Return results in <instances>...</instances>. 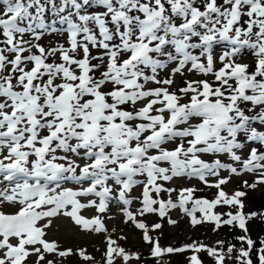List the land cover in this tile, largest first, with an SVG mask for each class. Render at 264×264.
<instances>
[{"label": "snow or ice", "instance_id": "1", "mask_svg": "<svg viewBox=\"0 0 264 264\" xmlns=\"http://www.w3.org/2000/svg\"><path fill=\"white\" fill-rule=\"evenodd\" d=\"M259 189L264 0H0V264L94 261L48 232L107 234L112 204L155 264H264L249 228L264 210H245ZM173 210L235 242L162 246L145 221L175 225ZM104 247L98 264L142 260L111 234Z\"/></svg>", "mask_w": 264, "mask_h": 264}, {"label": "rangeland", "instance_id": "2", "mask_svg": "<svg viewBox=\"0 0 264 264\" xmlns=\"http://www.w3.org/2000/svg\"><path fill=\"white\" fill-rule=\"evenodd\" d=\"M239 186V178H234L233 181L226 187V191L231 192L234 188H238ZM214 191V189H205L201 194L207 195L211 198ZM260 192L264 193V189L256 191L257 194ZM135 207L136 205L134 204L133 208ZM83 214L90 216L95 214V210L85 209L83 210ZM170 215L173 219L178 221L177 224L171 225L167 223V218L161 220L156 216L149 217L145 221L146 223L151 224L153 222H159L163 225L161 229L153 231L150 234L153 237H158L162 243L161 235L169 233L170 239L168 243L174 247L194 241L192 237L197 233L198 228L202 225L192 227L188 222V218L176 210H173ZM125 220L126 218L120 212L119 207L116 204H112L110 206V211L104 217V222L106 227L109 229V233H84L78 229L70 228L68 226V222L65 220H54L53 226L48 232V238L50 240H56L62 247L65 248L72 247L75 250L78 247H84L87 249L89 254L95 257L94 261L84 262L78 256H73L67 258L64 261V264H98V262H101L102 255L105 250L104 246L106 244V235L108 234H111L113 238H116L118 243L130 252H135L134 250L137 251L136 247H139L140 245H143L146 249H150V246L143 241L141 231L136 229L131 222L126 223ZM113 229L115 231H113ZM120 236H125L126 239H119ZM162 244L164 246V243ZM207 244L214 245L212 242H208ZM172 257L175 258L174 255H172ZM131 264L133 263L131 262Z\"/></svg>", "mask_w": 264, "mask_h": 264}, {"label": "trees", "instance_id": "3", "mask_svg": "<svg viewBox=\"0 0 264 264\" xmlns=\"http://www.w3.org/2000/svg\"><path fill=\"white\" fill-rule=\"evenodd\" d=\"M245 205H246V211H261L264 210V193H256V191H249L248 196L245 198ZM249 228H250V234L252 235L253 239H257L259 237H264V221L260 219H253L249 222ZM196 232V231H195ZM239 234V233H235ZM162 243H164V246H169L170 244V234L164 233V235H161ZM194 241L198 242H212L215 244V241L218 239H226L233 241V233L229 231L227 227H225L220 232H213L212 231V225L205 224L198 228L197 233L194 234L192 237ZM161 243V242H160ZM161 245L163 246V244ZM150 246V245H149ZM137 251L140 252L142 255V260L140 262L133 261V264H155L154 258L150 256L149 249H146L143 245H140L139 247H136ZM201 259L204 262V264H212L211 258L207 256L206 252L200 253ZM199 254V255H200ZM191 255V252H186L182 254H174L173 258L172 256L169 257L167 260L168 264H188V257ZM119 264V262H118Z\"/></svg>", "mask_w": 264, "mask_h": 264}]
</instances>
